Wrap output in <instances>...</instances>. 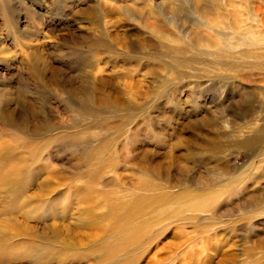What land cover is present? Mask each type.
I'll list each match as a JSON object with an SVG mask.
<instances>
[{
  "label": "rangeland",
  "instance_id": "obj_1",
  "mask_svg": "<svg viewBox=\"0 0 264 264\" xmlns=\"http://www.w3.org/2000/svg\"><path fill=\"white\" fill-rule=\"evenodd\" d=\"M263 11L0 0V264H264ZM98 196L118 215L62 250Z\"/></svg>",
  "mask_w": 264,
  "mask_h": 264
},
{
  "label": "bare ground",
  "instance_id": "obj_2",
  "mask_svg": "<svg viewBox=\"0 0 264 264\" xmlns=\"http://www.w3.org/2000/svg\"><path fill=\"white\" fill-rule=\"evenodd\" d=\"M26 50H28L27 46H26ZM51 180H54L56 182L54 184H58V181L56 180H59V178L55 175H51V176H48L47 179L42 181L44 183V189H47L46 192L48 193L52 192L51 188H53V187H50ZM88 200H89V197L87 201L85 200L88 203L87 206L85 205L84 207H82L83 209L82 208L80 209L82 214H81V217H79L80 219L79 221H77V224H73L69 222L67 223L66 221L60 220V221H52L48 225L47 227L48 230H51L50 232H52V235L55 236V239L57 243L60 244L59 246L62 248V250H65V247L68 246V243L70 242V240H71V243L77 247L83 245L84 242L96 244V241L100 237V235L101 236L104 235L103 228L105 227V224H107L111 219H113L116 215H118L115 212L116 208H114L113 204L109 203L107 198L101 199L100 196H98V197H95L93 202H90V200L89 201ZM82 201H84V199ZM89 204L91 205L88 206ZM141 209H142L141 205H136V210H140V211L138 214H134V215H138L139 217L137 219H142V220L135 226L132 225L134 226L132 229L134 230V233L136 231H139L140 229L142 231L144 228H146V226L150 224L148 223L149 222L148 219H145L146 215L144 211L141 212ZM103 214H106V215H103ZM128 215L129 214H127L126 217L124 218H127ZM5 227H6L5 230L12 234L17 233V231H19L18 226L12 227V226L5 225ZM29 229H31V227H29ZM126 229L127 228H124L122 233L127 232ZM46 234L48 233L46 232ZM225 263H228V262L226 261Z\"/></svg>",
  "mask_w": 264,
  "mask_h": 264
}]
</instances>
